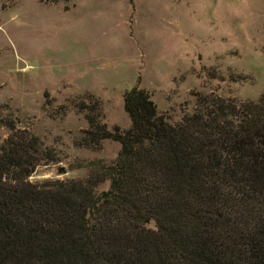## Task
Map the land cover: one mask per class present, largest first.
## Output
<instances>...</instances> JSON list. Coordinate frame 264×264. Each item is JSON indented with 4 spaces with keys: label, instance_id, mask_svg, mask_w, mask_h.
I'll return each instance as SVG.
<instances>
[{
    "label": "trees",
    "instance_id": "1",
    "mask_svg": "<svg viewBox=\"0 0 264 264\" xmlns=\"http://www.w3.org/2000/svg\"><path fill=\"white\" fill-rule=\"evenodd\" d=\"M194 103L172 121L134 86L121 130L85 94L72 107L87 122L74 144L117 142L115 160L38 183L29 177L56 151L0 107V264H264V94Z\"/></svg>",
    "mask_w": 264,
    "mask_h": 264
},
{
    "label": "rangeland",
    "instance_id": "2",
    "mask_svg": "<svg viewBox=\"0 0 264 264\" xmlns=\"http://www.w3.org/2000/svg\"><path fill=\"white\" fill-rule=\"evenodd\" d=\"M134 86L172 121L200 94L258 100L264 0H0V107L59 160L30 182L82 179L84 162L114 161L117 142L74 144L87 122L72 107L90 94L108 128L124 130L123 95Z\"/></svg>",
    "mask_w": 264,
    "mask_h": 264
}]
</instances>
